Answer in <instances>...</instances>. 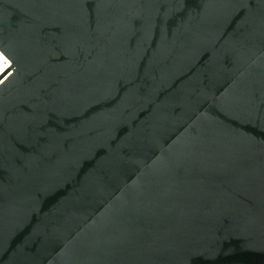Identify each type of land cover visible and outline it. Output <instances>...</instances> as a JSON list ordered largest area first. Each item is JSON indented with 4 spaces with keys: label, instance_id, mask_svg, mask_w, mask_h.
<instances>
[{
    "label": "water",
    "instance_id": "obj_1",
    "mask_svg": "<svg viewBox=\"0 0 264 264\" xmlns=\"http://www.w3.org/2000/svg\"><path fill=\"white\" fill-rule=\"evenodd\" d=\"M0 50V264H264V0H0Z\"/></svg>",
    "mask_w": 264,
    "mask_h": 264
},
{
    "label": "built area",
    "instance_id": "obj_2",
    "mask_svg": "<svg viewBox=\"0 0 264 264\" xmlns=\"http://www.w3.org/2000/svg\"><path fill=\"white\" fill-rule=\"evenodd\" d=\"M10 65L9 58L0 50V74ZM9 71H6V74ZM4 77V75L0 78V80Z\"/></svg>",
    "mask_w": 264,
    "mask_h": 264
}]
</instances>
